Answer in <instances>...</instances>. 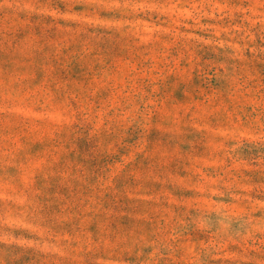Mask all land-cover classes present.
I'll return each mask as SVG.
<instances>
[{
	"label": "rangeland",
	"instance_id": "rangeland-1",
	"mask_svg": "<svg viewBox=\"0 0 264 264\" xmlns=\"http://www.w3.org/2000/svg\"><path fill=\"white\" fill-rule=\"evenodd\" d=\"M0 264H264V0H0Z\"/></svg>",
	"mask_w": 264,
	"mask_h": 264
}]
</instances>
